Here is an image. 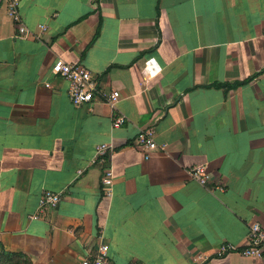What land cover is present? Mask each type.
<instances>
[{
    "label": "crops",
    "instance_id": "obj_1",
    "mask_svg": "<svg viewBox=\"0 0 264 264\" xmlns=\"http://www.w3.org/2000/svg\"><path fill=\"white\" fill-rule=\"evenodd\" d=\"M19 10L34 35H19L0 0L4 247L33 264H81L101 242L110 264H264L216 253L264 223V0H20ZM58 57L119 89L117 104L75 105L52 71ZM147 128L160 145L150 158L136 142ZM102 142L115 145L107 188L94 161ZM196 164L208 183L191 175ZM44 189L62 200L33 218Z\"/></svg>",
    "mask_w": 264,
    "mask_h": 264
},
{
    "label": "built area",
    "instance_id": "obj_2",
    "mask_svg": "<svg viewBox=\"0 0 264 264\" xmlns=\"http://www.w3.org/2000/svg\"><path fill=\"white\" fill-rule=\"evenodd\" d=\"M7 10L9 15L18 24L19 35L28 37L34 35V31L29 28L23 21L19 10L20 0H6ZM40 31L48 29L46 24L39 25ZM52 71L68 81V93L75 105L84 103H92L98 98H101L109 104L115 106L121 97L119 89L104 90L99 87L98 77L93 74L84 65L74 62H68L63 58H56L52 64ZM49 85V84H48ZM119 118L116 119L115 125H119ZM137 144L144 150L145 158H150L152 152L160 147L156 139V130L147 128L141 130L136 137ZM115 150V145L111 142H102L96 147L94 161L102 164L103 184L110 186L114 181V169L110 160L111 153ZM82 170H80L81 172ZM191 175L201 184H206L211 180V173L205 165L196 164L190 168ZM62 193L51 189H44L40 199L38 212L31 215L33 218H38L42 212L48 208L58 205L62 200ZM231 252H238L242 255L264 259V223L259 220H254L249 225L247 241L244 244H236L229 241H224L216 249L219 256ZM81 264H110L109 246L106 242H101L95 254L91 257H86ZM130 264H146L144 261L135 260Z\"/></svg>",
    "mask_w": 264,
    "mask_h": 264
},
{
    "label": "trees",
    "instance_id": "obj_3",
    "mask_svg": "<svg viewBox=\"0 0 264 264\" xmlns=\"http://www.w3.org/2000/svg\"><path fill=\"white\" fill-rule=\"evenodd\" d=\"M257 72L256 74H258ZM255 74V75H256ZM246 81V80H245ZM243 82H235L230 84L231 87H236ZM220 85V84H216ZM221 86V85H220ZM0 264H33L31 258L24 252L21 251H10L7 250L3 243L0 242Z\"/></svg>",
    "mask_w": 264,
    "mask_h": 264
}]
</instances>
